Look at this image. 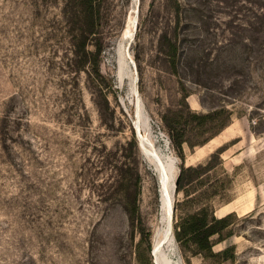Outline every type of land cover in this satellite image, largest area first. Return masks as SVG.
I'll return each instance as SVG.
<instances>
[{"label":"rangeland","instance_id":"rangeland-1","mask_svg":"<svg viewBox=\"0 0 264 264\" xmlns=\"http://www.w3.org/2000/svg\"><path fill=\"white\" fill-rule=\"evenodd\" d=\"M177 1L176 26L174 0H104L100 70L112 82L104 91L115 119L104 122L85 75L58 69L71 57L63 2L0 0V264H137L139 236L117 189L138 174V207L153 249L165 214L154 168L163 151L158 134L177 160V172L181 165L162 118L222 107L244 112L218 132L216 124H192L184 164H204L223 147L228 178L216 168L188 186V200L176 193L171 233L181 218L207 204L218 218L236 215L233 236L213 247L215 253L233 248L234 260L223 264H264V121L250 120L264 115L254 108L264 98L258 80L264 41H256L257 34L245 41L242 17L228 16L230 0ZM163 34L177 39V75L161 50ZM120 44L119 59L132 65L123 80L117 77ZM236 81L245 82L241 94L231 92ZM74 85L73 107L61 93ZM84 110L88 118L78 127L76 116ZM226 196L230 201L222 203ZM174 241L179 264H214Z\"/></svg>","mask_w":264,"mask_h":264},{"label":"trees","instance_id":"trees-1","mask_svg":"<svg viewBox=\"0 0 264 264\" xmlns=\"http://www.w3.org/2000/svg\"><path fill=\"white\" fill-rule=\"evenodd\" d=\"M63 6L61 9V16L65 24V33L68 35L69 43L71 46V57L66 58V62L61 64L58 69L62 72L63 67L67 69L70 75H78L83 73L86 77L87 84L92 88L95 93L94 99L98 98L99 101L95 102L97 114L101 121L112 122L114 121V112L112 111L107 99L105 89L112 88L111 80L106 77L100 70L102 62V53L105 49L103 38V25L105 16L102 13V6L104 0H61ZM175 2L174 15L176 17V26L179 24L181 3L177 0ZM230 12L228 16L234 17L241 16V28L244 32L243 38L245 41L254 39V34H257L260 41H264V0H230L228 3ZM235 18V17H234ZM239 27V26H238ZM161 46L164 49L165 55L168 58L169 66L172 74H178L179 68V48L176 43V37H169L163 34L160 37ZM246 51H252L246 48ZM262 59H258L260 64V73L258 80L261 82V93L264 96V49H262ZM235 74H239L236 71ZM244 85L240 86L236 81L231 88L233 94H241L246 89ZM181 84L182 90H185L184 84ZM88 86V89H89ZM77 86L74 85L68 91H62L63 103H74V95ZM90 88V90H91ZM249 88V87H248ZM61 90H66L62 87ZM69 97H72L69 101ZM187 96H184V102ZM235 99L234 97H232ZM80 102V101H79ZM264 104V98L262 103ZM260 104L254 106L256 110H262ZM72 109V107H71ZM244 111L232 108L227 110L225 107L210 110L207 114H195L187 111L185 115L182 111L170 112V118L163 117L162 121L168 135L170 145L179 159L181 165L179 166L177 193H183L186 200L190 197L188 186L198 183V179L203 174H209L216 168H220L222 174L227 179V173L222 168L221 154L224 152L223 147L217 149L204 164L186 167L184 164L185 156L183 152V145L187 143L186 134L189 127L195 124L198 128H204L208 124H216V132L222 130L227 126L233 115L241 116ZM253 114V110L251 111ZM87 117V112L84 110L76 116L77 126L80 127L84 117ZM72 115L67 116V121H70ZM220 118H223L221 121ZM253 124H258L264 121V115L259 118L250 117ZM108 120V121H107ZM108 128H113L112 126ZM124 158H131V154L124 155ZM134 174V173H133ZM135 175V176H134ZM131 178V182L126 185V182H121L120 187L117 189L118 195L122 198L121 207L128 219L130 227L137 232L139 241L136 244L135 259L137 264H152L150 253L151 248V234L144 226L138 207V198L140 195V180L138 174L135 173ZM226 181V180H225ZM221 191L223 186L219 188ZM218 190L212 195L218 194ZM222 203H228L230 197H222ZM236 218L234 213L227 214L218 218L215 214L213 206L204 204L199 206L194 212L181 218L174 225V239L179 246L188 251L192 256H201L204 259L213 260L214 264H223L227 261L234 260L233 248L228 247L215 253L213 247L220 244L233 236L231 229V221ZM144 246L143 250L142 247Z\"/></svg>","mask_w":264,"mask_h":264},{"label":"bare ground","instance_id":"bare-ground-1","mask_svg":"<svg viewBox=\"0 0 264 264\" xmlns=\"http://www.w3.org/2000/svg\"><path fill=\"white\" fill-rule=\"evenodd\" d=\"M123 39L126 41L130 40L129 37H125ZM122 42H124V41H122ZM123 47H124V45H121V44L118 46L117 52L119 53V56H120V50ZM121 57L122 56L118 57V59ZM117 63H118L117 66L119 67V69H118L119 72L117 75L118 79L123 80L126 77L130 78L128 66L131 67L132 66V65L130 66L131 63H128V62L123 61L121 59H119ZM131 82H132V80H131ZM136 130H137L138 135L140 136L141 130L137 126H136ZM156 137H157V140L162 142L161 144L163 145V151L161 153V156L158 158V160L154 161V168H155L157 177L160 181V185L162 187V191H161V193H162L161 194L162 209L164 206L166 208V212L168 213V215L166 213L163 214V220H162L163 228L161 229V233H160L159 238H157V240L155 241V244L153 246L154 255L156 257L158 264H179L178 260L176 259L175 241L171 237V235H172L171 229L168 230V228H167L169 217H170V211L169 210H170L171 203H169V200L171 198L172 186H171L170 182H166L165 180L162 179V175L160 173V164L161 165L165 164V165L169 166L171 170L173 169L172 173H173V177H174L175 174L177 173V169H176V164H177L176 161L177 160L170 156L168 143L165 139H163V136L161 134H158V136H156ZM162 212H164V210ZM161 242H164V243L167 242V244H165V246L162 249L159 248L161 245Z\"/></svg>","mask_w":264,"mask_h":264},{"label":"water","instance_id":"water-1","mask_svg":"<svg viewBox=\"0 0 264 264\" xmlns=\"http://www.w3.org/2000/svg\"><path fill=\"white\" fill-rule=\"evenodd\" d=\"M172 170L170 169L169 166H167L165 164L164 165L160 164V173L162 175V179L165 180L166 182H170L171 186H172L171 198H170V200L168 199L169 203H171V200H172L173 196H175V194L177 193V185H178V174H179V171L173 177ZM161 191H162V187L160 189V192ZM163 210L168 215V213L166 212V208L164 206H163ZM169 211H170V217H169V221H168V225H167L168 230L171 229V224H172V220H173L174 207L172 205H170V210ZM171 237L174 240V236L171 235ZM165 244H167V242L166 243L161 242V245H165ZM151 258H152V264H158V262L156 260V257L154 255V248L151 251Z\"/></svg>","mask_w":264,"mask_h":264}]
</instances>
